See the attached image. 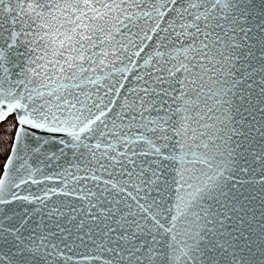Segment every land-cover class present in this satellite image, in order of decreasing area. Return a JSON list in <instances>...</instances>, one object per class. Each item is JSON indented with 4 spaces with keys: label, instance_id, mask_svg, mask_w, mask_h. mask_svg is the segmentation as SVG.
<instances>
[{
    "label": "snow or ice",
    "instance_id": "1",
    "mask_svg": "<svg viewBox=\"0 0 264 264\" xmlns=\"http://www.w3.org/2000/svg\"><path fill=\"white\" fill-rule=\"evenodd\" d=\"M0 264H264V0H0Z\"/></svg>",
    "mask_w": 264,
    "mask_h": 264
},
{
    "label": "trees",
    "instance_id": "2",
    "mask_svg": "<svg viewBox=\"0 0 264 264\" xmlns=\"http://www.w3.org/2000/svg\"><path fill=\"white\" fill-rule=\"evenodd\" d=\"M4 125L1 124L0 126V132H3Z\"/></svg>",
    "mask_w": 264,
    "mask_h": 264
},
{
    "label": "water",
    "instance_id": "3",
    "mask_svg": "<svg viewBox=\"0 0 264 264\" xmlns=\"http://www.w3.org/2000/svg\"><path fill=\"white\" fill-rule=\"evenodd\" d=\"M0 126H1V124H0Z\"/></svg>",
    "mask_w": 264,
    "mask_h": 264
}]
</instances>
